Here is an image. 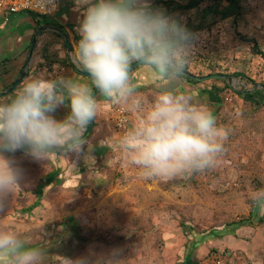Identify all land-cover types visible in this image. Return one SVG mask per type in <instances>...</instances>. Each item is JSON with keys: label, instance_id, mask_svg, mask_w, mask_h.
Wrapping results in <instances>:
<instances>
[{"label": "rangeland", "instance_id": "obj_1", "mask_svg": "<svg viewBox=\"0 0 264 264\" xmlns=\"http://www.w3.org/2000/svg\"><path fill=\"white\" fill-rule=\"evenodd\" d=\"M241 13L236 25L232 19L201 23L189 62L204 77L212 65L218 72L250 74L264 87V60L235 33L256 38L264 52V0H243ZM139 70L144 76L146 69ZM152 84L137 91L145 107L157 93L155 80ZM232 87L240 90L244 83L236 80ZM177 88L190 96L199 90L179 80ZM192 97L229 132L226 151L214 168L168 181L145 178L124 163L116 144L123 132L112 121L118 106L110 103L106 128L98 132L107 149L96 163L65 154L60 182L44 190L34 209L38 185L54 168L52 156L36 161L15 153L23 179L0 212V230L13 231L28 247L39 248L41 264H62L64 257L76 264H264V215L253 212L258 211L250 199L253 191L264 189V107L232 96L218 109L201 96ZM128 112L131 126L140 113ZM124 199L126 207L121 206ZM211 231L222 234L211 236Z\"/></svg>", "mask_w": 264, "mask_h": 264}, {"label": "clouds", "instance_id": "obj_2", "mask_svg": "<svg viewBox=\"0 0 264 264\" xmlns=\"http://www.w3.org/2000/svg\"><path fill=\"white\" fill-rule=\"evenodd\" d=\"M79 37L73 63L90 76L89 84L67 77L26 78L0 101V212L21 189L23 170L15 160L22 152L36 161L55 153L83 155L85 132L100 105L93 87L116 106L140 113L116 141L124 163L145 178L168 181L214 168L226 151L229 132L203 104L177 88V81L195 52L198 37L180 20L154 9L148 0H74ZM136 63L155 77L157 93L145 107L134 87ZM70 108L63 119L54 113ZM8 154V155H5ZM250 199L264 215V189ZM43 253L20 236L0 230V264H41ZM67 257L62 264H76Z\"/></svg>", "mask_w": 264, "mask_h": 264}, {"label": "crops", "instance_id": "obj_3", "mask_svg": "<svg viewBox=\"0 0 264 264\" xmlns=\"http://www.w3.org/2000/svg\"><path fill=\"white\" fill-rule=\"evenodd\" d=\"M153 1L148 0L150 4ZM176 1L187 3V0ZM214 10L215 8L211 9V7L203 8L198 12L199 14L194 22L189 21L194 12H178L171 17L180 20L184 25L191 22L194 26L198 24L196 28L199 29L200 25H202L201 23L213 21L214 15L212 12ZM79 15V12L75 8L74 0H59V11L54 17L41 18L24 13L0 16V101L6 100L26 78L31 77L55 79L63 76L91 86L90 78L83 75V73L87 72L73 63L72 51L70 52L68 48L69 44L73 50L74 43L79 39L75 31ZM45 47L49 49L48 60L45 59L46 56L43 53ZM56 57L57 62H53ZM69 65H73L74 68L72 69ZM24 71L27 73L26 77L15 87ZM139 72L141 73L138 68L133 73L136 90L151 88L155 77H152V73L147 69L144 76L143 73L139 74ZM97 100L100 109L95 119L92 133L86 138L88 143L84 146L87 150L86 153L92 157L87 162L91 160L94 163L101 157L102 150L107 149L102 143L104 139L98 136V132L102 129L105 130V123L111 115L110 102H107L102 96L97 98ZM69 112L70 108L62 106L54 115L56 119L61 120ZM87 132L88 130L85 132V137H87ZM107 141L109 142L110 140ZM51 156L53 164L56 162L54 161L55 158H58L60 166V160L64 158L65 154L60 153V155H56L53 153ZM125 201V199L122 200V207L127 206Z\"/></svg>", "mask_w": 264, "mask_h": 264}, {"label": "trees", "instance_id": "obj_4", "mask_svg": "<svg viewBox=\"0 0 264 264\" xmlns=\"http://www.w3.org/2000/svg\"><path fill=\"white\" fill-rule=\"evenodd\" d=\"M242 2L243 0H187V3H181L176 0H154L151 5L154 9H159L165 12V14L172 16L175 13L182 12V13H191L195 11H201L205 7H211V9L215 10L212 12L213 16V22H221V21H227L229 19L234 20V24L236 25L238 23V20L242 16ZM32 15V14H31ZM186 28L195 34L196 27L194 24L188 23L185 25ZM236 36L239 37V39L250 43L252 46V52L254 53L256 58H260L264 60V52L260 49V44L257 41L256 38L254 37H248L244 36L238 31L235 32ZM49 49L45 47L43 53L45 59H49L47 57ZM47 53V54H46ZM69 61V59L67 58ZM48 62V61H46ZM53 62H57V57L56 59L53 60ZM49 63V62H48ZM52 64V62H50ZM72 69L74 68L73 65H69ZM216 67L210 65L209 66V74L206 77H212L216 75H222V76H230L233 77L234 79L240 81L241 83H244V87H241L240 90L234 89L230 82L225 80V79H211L208 81L209 84L204 86L203 82H198L194 81L190 77H186L181 74L179 77L180 84H187L189 86H193L194 88L199 89L198 92L191 93L192 96L197 97L201 96L203 100H207L209 104L212 107L215 108H222L225 105V101L228 97H236L244 101V103L248 104L251 107L254 108H261L264 107V89H258L253 92H248V89H253L255 88L258 83L253 79L250 74L248 75L245 72H233V73H225V72H218L215 69ZM194 68L190 64V62L186 65L184 68L185 72L190 73L193 76L199 77V78H204L203 75H200L198 73L193 72ZM195 71V70H194ZM86 72V71H85ZM134 73V72H132ZM156 84V81H155ZM200 86V87H199ZM204 86V87H201ZM247 86L249 88H247ZM201 88V89H200ZM93 94L96 98H99L101 95L98 90H96L93 87ZM95 126V120L88 126V132H87V137L88 138L91 133L92 129ZM60 155V153L56 154ZM54 163V168L52 172L47 174L42 180L41 183L38 185L37 191H36V196L38 197L37 203L31 208L34 209L40 205V200L44 194V190L50 186H53L57 183L60 182V175H61V168L59 167V162L58 158L55 160ZM255 214L258 213L256 211H253ZM253 213V214H254ZM244 225L243 222L241 223H236L234 224V229L230 233H234L237 228L240 226ZM228 232V231H227ZM224 233V232H223ZM222 232H217L216 231H211L209 235L211 236H219L221 235Z\"/></svg>", "mask_w": 264, "mask_h": 264}, {"label": "built area", "instance_id": "obj_5", "mask_svg": "<svg viewBox=\"0 0 264 264\" xmlns=\"http://www.w3.org/2000/svg\"><path fill=\"white\" fill-rule=\"evenodd\" d=\"M59 11V0H0V16L14 14H32L41 18H50ZM112 121L119 131L129 127L130 115L125 106H118ZM212 264H223L221 260H213Z\"/></svg>", "mask_w": 264, "mask_h": 264}, {"label": "water", "instance_id": "obj_6", "mask_svg": "<svg viewBox=\"0 0 264 264\" xmlns=\"http://www.w3.org/2000/svg\"><path fill=\"white\" fill-rule=\"evenodd\" d=\"M68 48H69V51L71 52L72 51V47L69 44H68ZM131 67H132V72H134L135 70H137L141 66L139 64L134 63ZM26 75H27V73H26V71H24V73L22 74L20 80L15 84V87L18 86L22 82V80L26 77ZM83 75L90 78L88 73H83ZM182 75H184L186 77H190L194 81H198V82H205V81H208V80H211V79H225V80L229 81L232 86H233V84L236 83V79H234L233 77H230V76L216 75V76H212V77L199 78V77L191 75L188 72H185L184 70L182 72ZM259 88L264 89L263 86L257 85L254 90H248V92H253V91H255V90L259 89Z\"/></svg>", "mask_w": 264, "mask_h": 264}]
</instances>
